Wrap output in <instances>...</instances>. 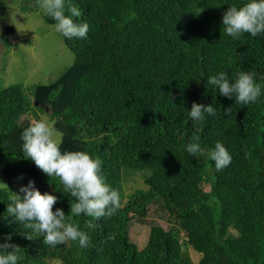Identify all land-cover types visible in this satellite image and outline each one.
<instances>
[{"label": "trees", "instance_id": "obj_1", "mask_svg": "<svg viewBox=\"0 0 264 264\" xmlns=\"http://www.w3.org/2000/svg\"><path fill=\"white\" fill-rule=\"evenodd\" d=\"M18 2L27 13L39 9L37 0ZM247 2L71 0L82 13L74 19L89 24L86 38L62 35L72 66L49 84L0 89V166L8 182L0 187V244L11 236L7 242L21 248L18 264H264V34L233 39L222 24L229 6ZM131 12L135 19L127 20ZM240 71L255 73L262 86L255 103H235L207 83L219 72L234 81ZM193 102L220 114L193 121ZM43 116L60 133L61 152L99 158L105 182L120 194L111 217L73 216L90 236L87 248L71 240L46 245L6 212L18 192L13 181L21 187L31 179L42 194L57 196L53 212L69 215L75 202L22 150L23 129ZM197 135L209 150L221 142L230 165L217 171L206 152L188 154ZM137 174L145 188L129 192ZM153 207L168 230L149 218ZM138 222L150 227L143 249L133 238Z\"/></svg>", "mask_w": 264, "mask_h": 264}, {"label": "clouds", "instance_id": "obj_2", "mask_svg": "<svg viewBox=\"0 0 264 264\" xmlns=\"http://www.w3.org/2000/svg\"><path fill=\"white\" fill-rule=\"evenodd\" d=\"M37 3L42 12L56 22V30L64 37H87L89 24L74 19L81 17L82 13L71 0H37ZM135 16V12H131L127 20L135 19ZM222 24L224 32L233 39H239L243 33L252 37L264 34V0H248L240 6H229L223 13ZM11 30L14 32L13 28ZM254 77L253 72L240 71L233 81L225 72H219L210 76L207 83L214 91L218 89L221 96L228 99L234 97L235 103L246 105L255 103L262 94V86L255 82ZM188 112L193 121L203 120L205 113L212 117L220 114L213 105L196 102L192 103ZM223 115H230V107L224 110ZM53 136L54 129L48 123L34 120L22 131V150L43 173L58 177L64 190L75 198V202L70 204V214L65 215L61 208L53 212V206L58 202L57 196L48 192L42 194L31 179L27 185L19 187L17 193L12 192L6 212L14 222L42 234L46 245L55 247L71 240L78 242L81 248H87L90 236L71 222L73 216L84 214L94 219L111 217L121 207L120 194L105 182L101 174L103 162L99 158H93L83 151L62 153ZM199 141L197 135L186 145L188 154L196 156L206 152L217 171L230 165L232 156L221 142L217 141L209 150L202 147ZM18 179H23V176ZM88 226L92 227L91 221ZM27 238L31 240L30 236ZM114 238L115 234L109 237ZM10 240L11 236L5 237L6 242L0 244V264H18L22 259L19 255L21 248L7 242Z\"/></svg>", "mask_w": 264, "mask_h": 264}, {"label": "rangeland", "instance_id": "obj_3", "mask_svg": "<svg viewBox=\"0 0 264 264\" xmlns=\"http://www.w3.org/2000/svg\"><path fill=\"white\" fill-rule=\"evenodd\" d=\"M74 60L75 56L66 46L62 34L56 30L55 25L46 23L40 8L27 13L21 10L18 0H0V89L14 85L31 88L49 84L71 67ZM41 121L53 126L47 116H43ZM53 138L60 142V133L54 131ZM13 182L17 192L19 185ZM6 185L8 182L0 166V187ZM137 188H145L138 174L128 182L129 192ZM205 190L208 191L209 186ZM161 216L157 207H153L149 218L168 230L169 224ZM149 233V225L139 222L134 224L133 238L139 249L146 246ZM193 258L197 261L199 255L193 254Z\"/></svg>", "mask_w": 264, "mask_h": 264}]
</instances>
